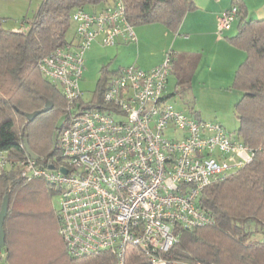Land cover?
Segmentation results:
<instances>
[{
  "label": "built area",
  "instance_id": "1",
  "mask_svg": "<svg viewBox=\"0 0 264 264\" xmlns=\"http://www.w3.org/2000/svg\"><path fill=\"white\" fill-rule=\"evenodd\" d=\"M235 16L232 5L216 31L229 28ZM71 19L73 41L38 62L61 88L69 110L83 95L84 53L92 42L137 39L123 0L99 11L78 8ZM172 57L168 49L148 69L128 64L114 71L102 108L72 113L59 131L61 161L43 164L29 155L13 161L0 151V168L15 165L25 180L42 178L56 187L59 234L69 255L106 250L112 264H179L166 255L178 240V227L212 221L198 204L203 187L253 158L254 149L219 121L193 117L168 102Z\"/></svg>",
  "mask_w": 264,
  "mask_h": 264
},
{
  "label": "trees",
  "instance_id": "2",
  "mask_svg": "<svg viewBox=\"0 0 264 264\" xmlns=\"http://www.w3.org/2000/svg\"><path fill=\"white\" fill-rule=\"evenodd\" d=\"M123 1L125 16L133 26L161 23L170 30H176L193 6V0ZM110 3L111 0H42L28 20V27L0 26V151L13 161L28 155L24 139L39 155V163L61 161L57 136L68 125L72 113L102 108L107 73L117 69L109 71L103 65L92 99L85 102L82 95L69 110L61 88L42 74L38 62L54 48L73 41L74 37H67L66 32L74 10L100 5L93 10L99 11ZM232 5L236 6L237 30L229 40L245 52L229 85L241 91L234 104L239 121L234 137L255 153L241 168L203 187L198 204L212 221L178 227V240L166 252L168 257L185 264H264V237H253L256 227L264 228V18L248 19L243 0H232ZM173 69L172 65L170 72ZM46 102H50L46 111L31 120L26 118L25 113L41 109ZM60 114H65V121L53 137L51 123ZM37 122L45 126L40 134ZM54 193V185L42 178L25 180L15 165L0 168V206L4 195H8L0 264H112L114 256L106 250L81 256L67 253L51 200Z\"/></svg>",
  "mask_w": 264,
  "mask_h": 264
},
{
  "label": "rangeland",
  "instance_id": "3",
  "mask_svg": "<svg viewBox=\"0 0 264 264\" xmlns=\"http://www.w3.org/2000/svg\"><path fill=\"white\" fill-rule=\"evenodd\" d=\"M42 0H0V26L4 28L16 29L28 27V20L32 17L39 3ZM100 5H86V10H98ZM143 26V24H139ZM137 25H134V32L137 33ZM235 30V25L230 32ZM75 24L73 21L66 32L69 38L74 37ZM223 31V32H224ZM137 37V36H136ZM127 45L134 42H124ZM113 46V47H112ZM105 46L98 41H94L84 53L83 73L80 79V88L83 91L85 102L92 99L97 82L101 76V67L106 65L109 69H116L117 65L136 64L141 61L150 60L152 54L157 50L153 45L142 50H115V46ZM182 55V56H181ZM177 56L175 65L177 68L169 74L167 90L170 93L168 102L178 110L193 117L205 120L219 121L232 137L236 135L239 121L234 112V104L241 95V91L229 87L231 80L230 73L221 72L215 66L206 63L208 58L197 52H184ZM185 58V60H183ZM209 67V68H208ZM112 73H107V78ZM232 74V73H231ZM65 121V114L51 123L50 132L55 137L59 127ZM38 123V122H37ZM36 123V124H37ZM38 133L44 131L43 123L37 124ZM45 125V123H44ZM57 193L51 196L54 207L57 206ZM252 228H254L252 226ZM254 238L264 237V228L253 230ZM185 264V263H179Z\"/></svg>",
  "mask_w": 264,
  "mask_h": 264
},
{
  "label": "crops",
  "instance_id": "4",
  "mask_svg": "<svg viewBox=\"0 0 264 264\" xmlns=\"http://www.w3.org/2000/svg\"><path fill=\"white\" fill-rule=\"evenodd\" d=\"M243 2L246 6L248 19L264 18V0H243ZM231 5L232 0H193L192 8L184 14L176 30H170L161 23L137 25L138 35H136V41H132L134 43L127 45L124 42L129 41L118 40L112 45L115 46V50H126L127 48L142 50L151 45L153 48L156 47L152 50L157 51L150 53L152 54L150 60L140 62L142 66L139 67L144 69L159 64L163 60L166 50L171 49L173 50L172 65L174 69L170 73L177 68L174 64L177 56L184 54V52H197L207 58L209 57L207 65L215 66L226 74L230 73V85L234 71L243 60L245 52L229 40V37L234 35L237 30L236 18L229 28L224 29L230 30L235 25L233 31L225 32L222 30L217 32L216 27L218 19ZM94 41L101 43L99 38ZM122 66L125 65H117L116 69Z\"/></svg>",
  "mask_w": 264,
  "mask_h": 264
},
{
  "label": "water",
  "instance_id": "5",
  "mask_svg": "<svg viewBox=\"0 0 264 264\" xmlns=\"http://www.w3.org/2000/svg\"><path fill=\"white\" fill-rule=\"evenodd\" d=\"M50 107V102H46L45 105L41 109L34 110L32 112L25 113V116L28 120H31L35 115H37L40 112L46 111ZM24 148L27 152V154L35 159L39 157L38 154H36L34 151H32L28 145V142L26 139H24ZM64 171V168H62ZM8 195L5 194L3 197V200L1 202L0 206V247L4 245V230H3V220L4 217L7 214L8 209Z\"/></svg>",
  "mask_w": 264,
  "mask_h": 264
}]
</instances>
